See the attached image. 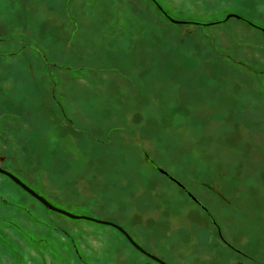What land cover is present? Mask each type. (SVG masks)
<instances>
[{"label":"rangeland","instance_id":"374dc122","mask_svg":"<svg viewBox=\"0 0 264 264\" xmlns=\"http://www.w3.org/2000/svg\"><path fill=\"white\" fill-rule=\"evenodd\" d=\"M158 1L190 23L0 0V166L170 264H264V0ZM0 264L160 263L0 172Z\"/></svg>","mask_w":264,"mask_h":264},{"label":"water","instance_id":"95a60500","mask_svg":"<svg viewBox=\"0 0 264 264\" xmlns=\"http://www.w3.org/2000/svg\"><path fill=\"white\" fill-rule=\"evenodd\" d=\"M155 4L157 5L158 8L161 9L162 13L164 14V16H166L169 20L171 21H175L176 23L178 22H189L188 20H176L165 8H162L161 4L159 3L158 0H154ZM231 16H236L239 18H242L241 15L239 14H235V13H231V14H227L225 16V18H229ZM244 19V18H243ZM190 23V22H189ZM264 30V28H263ZM0 172L5 173L7 175H9V178L13 181H15L17 184H19L21 187H23V189H25V191L29 192L31 195H33L36 200H40L41 203L43 205H45L47 208H49L50 210H55L61 213H64L65 216H70V217H74V218H86V219H90V221H98V222H102L104 224H111L113 225L115 228H117L118 231L122 232L125 236H127L128 240L131 242V244L133 246H135L137 249H140L147 257L149 256L150 258L154 259L155 261H158L160 264H170L168 261H165L163 259H160L157 255L147 251L145 248H143L138 242H136L135 240H133L134 238L132 236H130V234L127 232V230L122 227V225L111 221V220H103L100 218H96V217H90V215H85V214H80L78 215L77 213L68 211V210H64L61 207H58L54 204L50 203V200L47 199L46 197H44L42 194L37 193L36 190H34V188H32L31 186H29L28 184L24 183L19 177H17V175L10 173L7 169L3 168L2 166H0Z\"/></svg>","mask_w":264,"mask_h":264}]
</instances>
